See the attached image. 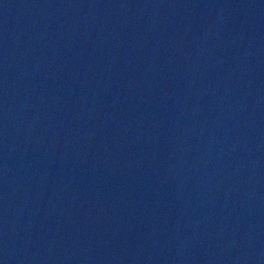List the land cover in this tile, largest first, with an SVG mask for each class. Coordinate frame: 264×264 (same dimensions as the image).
Listing matches in <instances>:
<instances>
[{"label": "water", "instance_id": "obj_1", "mask_svg": "<svg viewBox=\"0 0 264 264\" xmlns=\"http://www.w3.org/2000/svg\"><path fill=\"white\" fill-rule=\"evenodd\" d=\"M0 264H264V0H0Z\"/></svg>", "mask_w": 264, "mask_h": 264}]
</instances>
